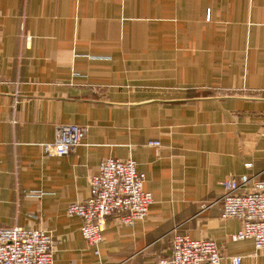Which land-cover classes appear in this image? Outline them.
<instances>
[{
    "label": "crops",
    "instance_id": "1",
    "mask_svg": "<svg viewBox=\"0 0 264 264\" xmlns=\"http://www.w3.org/2000/svg\"><path fill=\"white\" fill-rule=\"evenodd\" d=\"M60 123L88 130L50 154ZM109 156L134 157L154 201L110 215L96 253L67 207ZM243 174L264 179V0H0V226L51 231L54 264H155L178 233L264 264L222 215Z\"/></svg>",
    "mask_w": 264,
    "mask_h": 264
},
{
    "label": "built area",
    "instance_id": "2",
    "mask_svg": "<svg viewBox=\"0 0 264 264\" xmlns=\"http://www.w3.org/2000/svg\"><path fill=\"white\" fill-rule=\"evenodd\" d=\"M88 130L87 125L60 123L53 142L46 143L50 154L64 155L73 150ZM152 144H159L153 140ZM146 174L138 169L137 160L105 157L99 169L89 177V195L70 202L67 212L82 219L81 231L90 245L99 252L104 225L110 215L122 223L133 224L147 217L154 201L145 188ZM223 217L242 219V227L231 235L233 240L249 239L257 248L264 247V179L247 174L222 180ZM55 245L51 231L19 224L0 226V264H54ZM223 255L216 240L193 238L178 233L172 239L171 252L159 257L155 264H222ZM241 256L233 257L240 264Z\"/></svg>",
    "mask_w": 264,
    "mask_h": 264
}]
</instances>
